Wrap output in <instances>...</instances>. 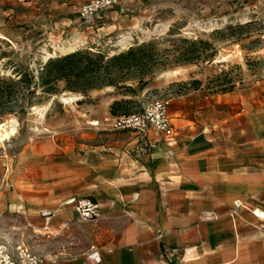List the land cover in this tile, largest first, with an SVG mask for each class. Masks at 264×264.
I'll return each instance as SVG.
<instances>
[{
    "label": "crops",
    "instance_id": "1",
    "mask_svg": "<svg viewBox=\"0 0 264 264\" xmlns=\"http://www.w3.org/2000/svg\"><path fill=\"white\" fill-rule=\"evenodd\" d=\"M173 74L146 87L169 90L172 136L93 127L0 146V234L67 251L46 264H264V75L173 94ZM72 196L102 216L81 219L62 205Z\"/></svg>",
    "mask_w": 264,
    "mask_h": 264
},
{
    "label": "rangeland",
    "instance_id": "2",
    "mask_svg": "<svg viewBox=\"0 0 264 264\" xmlns=\"http://www.w3.org/2000/svg\"><path fill=\"white\" fill-rule=\"evenodd\" d=\"M88 1L0 0V77L15 76V67L38 73L51 55L88 51L112 56L152 41L160 51L170 49L167 54L174 60L180 51L193 49L191 41L196 39L212 43L202 50L197 47L208 54L205 59L169 61L154 70L149 83H165L167 78L160 79L159 74L174 70V81L168 83L173 94L191 89L219 93L264 75V0H119L91 23L80 15ZM72 46L75 50L66 53ZM57 87L54 94L35 89L32 105L2 118L0 124L16 127L4 145L15 147L45 133L83 135L92 130L90 121L109 114L106 100L118 98L112 87L92 88L86 94L66 89L65 80ZM146 87L134 96L132 110L154 97L172 98L164 87ZM12 236L19 239L18 231ZM22 239L32 246L24 234Z\"/></svg>",
    "mask_w": 264,
    "mask_h": 264
},
{
    "label": "trees",
    "instance_id": "3",
    "mask_svg": "<svg viewBox=\"0 0 264 264\" xmlns=\"http://www.w3.org/2000/svg\"><path fill=\"white\" fill-rule=\"evenodd\" d=\"M191 43L193 49L180 51L174 60L167 54L170 49L160 51L152 41L112 56L76 51L54 57L43 62L38 73L15 67V76L0 77V121L5 115L18 114L26 105H32L31 97L39 87L44 93H57V83L62 80L66 81V89L84 94L92 88L112 87L118 98L111 103L110 112L116 115L134 111V96L148 85L150 75L157 67L165 68L169 61L197 62L208 56L197 47L201 46V50L210 47V41L196 39Z\"/></svg>",
    "mask_w": 264,
    "mask_h": 264
},
{
    "label": "built area",
    "instance_id": "4",
    "mask_svg": "<svg viewBox=\"0 0 264 264\" xmlns=\"http://www.w3.org/2000/svg\"><path fill=\"white\" fill-rule=\"evenodd\" d=\"M119 0H90L83 4L80 10L81 17L88 23L93 22L95 16L108 9ZM171 99L165 97H154L143 104L138 110L128 113H109L100 119L90 121L92 127L100 131H138L145 132L150 127L165 133L167 136L174 134V127L170 115ZM63 206H72L83 220L98 219L102 216L100 203L90 198H78L75 196L64 199ZM236 207L244 206L243 201L237 199ZM259 216V213L254 212ZM44 216L53 214L52 210L42 211ZM29 226H31L29 224ZM18 231L13 226L5 235L0 234V264H46L57 263L62 257L67 256L65 249L55 252L39 254L22 239H15L12 232ZM41 233V231H38ZM7 235V236H6ZM49 237V233H46ZM92 254L95 253V246H91Z\"/></svg>",
    "mask_w": 264,
    "mask_h": 264
},
{
    "label": "bare ground",
    "instance_id": "5",
    "mask_svg": "<svg viewBox=\"0 0 264 264\" xmlns=\"http://www.w3.org/2000/svg\"><path fill=\"white\" fill-rule=\"evenodd\" d=\"M75 50V47L72 46L67 49L66 53L73 52ZM66 100H69L70 98H64ZM45 117V115H43ZM16 127L12 126L9 128L7 124L3 123L0 124V145H4L5 141L10 139L13 135L16 134Z\"/></svg>",
    "mask_w": 264,
    "mask_h": 264
},
{
    "label": "water",
    "instance_id": "6",
    "mask_svg": "<svg viewBox=\"0 0 264 264\" xmlns=\"http://www.w3.org/2000/svg\"><path fill=\"white\" fill-rule=\"evenodd\" d=\"M51 58H54V57H53L52 55L49 56V57L47 58L46 62H47L48 60H50Z\"/></svg>",
    "mask_w": 264,
    "mask_h": 264
}]
</instances>
